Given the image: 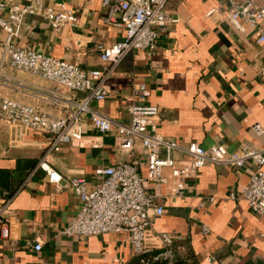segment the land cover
Segmentation results:
<instances>
[{
    "label": "crops",
    "instance_id": "obj_1",
    "mask_svg": "<svg viewBox=\"0 0 264 264\" xmlns=\"http://www.w3.org/2000/svg\"><path fill=\"white\" fill-rule=\"evenodd\" d=\"M42 1L65 5L77 22L56 32L42 16L26 15L16 40L20 46L88 70L101 68L98 43L108 45L124 38L122 28L104 21L102 0ZM249 1L255 8L262 5L260 0ZM232 9L228 0H167L165 12L177 21L159 36L152 53H127L106 80L107 97L91 100L90 107L128 124L132 84L144 81L151 91L147 101L159 109L158 132L166 139L182 145L196 142L205 148L220 144L230 151L243 143L264 148V137L250 131L254 123L264 126V73L260 72L264 45L256 42L255 31H238L224 20ZM3 36L0 29V45ZM0 70L13 82L25 83L22 87L4 83L0 74L1 97L38 105L54 115L67 114V109L37 97L41 90L55 86L51 81L7 63ZM63 92L76 101L85 96ZM80 125L83 139L64 143L49 156L62 177L55 184L37 167L49 136L0 120V206L11 198L4 215L10 233L8 239L0 238V264H124L134 255L126 233L88 237L62 233L80 204L65 180L83 178L90 189L99 181L94 175L96 167L135 159L139 172L146 173L145 150L139 141L127 152L118 146L115 126L99 133L88 115ZM173 156L184 157L176 152ZM252 170L250 161L241 167L207 162L185 180L182 195L172 196L173 168L164 167L165 182L159 188L150 181L145 184L154 202L163 207L162 215L152 220L153 228L176 238L177 254L189 256L194 264H264V215L238 196ZM37 241L40 250L25 247L26 242Z\"/></svg>",
    "mask_w": 264,
    "mask_h": 264
},
{
    "label": "built area",
    "instance_id": "obj_2",
    "mask_svg": "<svg viewBox=\"0 0 264 264\" xmlns=\"http://www.w3.org/2000/svg\"><path fill=\"white\" fill-rule=\"evenodd\" d=\"M24 1L0 0V29L4 35L0 45V67L7 63L15 69L51 81L55 86L41 90L37 97L60 109H67L66 115H54L38 105L0 96V120L14 127L32 129L49 136L50 141L37 167L46 173L50 182H61L62 177L52 167L49 156L64 143L83 139L80 121L84 115H88L92 127L99 133H108L115 126L118 146L125 151H130L136 141L145 150V174L139 172L138 160L135 159L96 167L94 175L99 181L90 189L83 178L65 180L64 185L78 195L80 204L73 219L63 229V235L88 237L109 232L126 233L134 254L161 249L153 256V260L164 259L167 264H172L176 238L153 228L152 220L162 215L163 207L154 202L155 196L146 190L145 184L150 181L159 188L165 182L162 169L172 167V196H180L183 194L185 180L194 177L207 162L241 167L250 161L253 170L238 196L254 212L264 215V148L254 149L243 143L230 151L220 144L205 148L196 142L182 145L166 139L158 132L159 109L147 101L151 91L144 81L132 84L128 124L117 123L89 105L91 100L99 101L107 97L106 80L127 53L132 50L152 53L159 36L177 21L165 12L167 0H102L106 8L104 21L122 28L124 38L108 45L98 43L96 50L101 68L88 70L74 62L16 43L21 36L26 15L42 16L56 32L64 25L77 22L73 11L63 4L50 6L42 0ZM228 1L233 9L224 20L238 31H255L256 42L264 45V0H260L262 5L259 8H255L249 0ZM213 11L212 8L207 14ZM260 72L264 73V56ZM0 74L4 77V83L16 87L25 84L20 80L13 82L11 77L2 72ZM63 90L83 92L85 96L81 101H76ZM250 131L264 137V126L258 123L252 124ZM174 152L184 157L177 159L173 156ZM212 200L209 198V201ZM10 201L11 198H7L0 206V238L4 240L9 238L10 233L9 221L4 217L9 211ZM204 230L206 232L208 229L204 227ZM28 246L35 251L41 249L39 241L33 244L26 242L25 247Z\"/></svg>",
    "mask_w": 264,
    "mask_h": 264
},
{
    "label": "trees",
    "instance_id": "obj_3",
    "mask_svg": "<svg viewBox=\"0 0 264 264\" xmlns=\"http://www.w3.org/2000/svg\"><path fill=\"white\" fill-rule=\"evenodd\" d=\"M177 240H174L173 243V250H174V258L172 261V264H194L192 260H190V257L187 255L180 256L177 254L176 251V244ZM160 250H150L146 251L140 254H134L127 262L124 264H167V261L164 259H157L153 260V256L159 253Z\"/></svg>",
    "mask_w": 264,
    "mask_h": 264
}]
</instances>
